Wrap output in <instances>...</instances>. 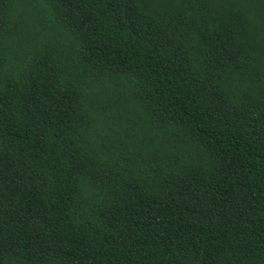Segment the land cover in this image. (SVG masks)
Instances as JSON below:
<instances>
[{"label": "trees", "instance_id": "1", "mask_svg": "<svg viewBox=\"0 0 264 264\" xmlns=\"http://www.w3.org/2000/svg\"><path fill=\"white\" fill-rule=\"evenodd\" d=\"M0 264H264V0H0Z\"/></svg>", "mask_w": 264, "mask_h": 264}]
</instances>
